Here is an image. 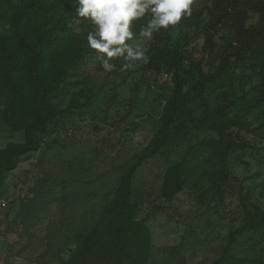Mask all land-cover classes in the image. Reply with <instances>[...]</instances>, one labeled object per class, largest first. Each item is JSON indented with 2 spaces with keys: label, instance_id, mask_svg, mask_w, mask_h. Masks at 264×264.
Wrapping results in <instances>:
<instances>
[{
  "label": "trees",
  "instance_id": "16d2710c",
  "mask_svg": "<svg viewBox=\"0 0 264 264\" xmlns=\"http://www.w3.org/2000/svg\"><path fill=\"white\" fill-rule=\"evenodd\" d=\"M74 2L0 0L3 114L5 119H12L13 125L16 122L25 130L23 142H8L0 147V190L9 173L24 158L41 149L53 124L79 108L94 114L92 108L116 99L124 82L118 78L123 75L120 69L125 61L113 58L117 70L109 73L115 77L111 88L98 85L97 76L104 70L95 50L87 45L92 25L77 16ZM191 8V16L182 17L176 26L161 29L149 43L150 59L143 63V72L156 76L155 79L167 78L169 82L158 85L164 106L155 134L143 148L125 153L114 164L118 185L108 193L110 199L104 208L105 214L119 213L123 219L109 235L116 251L113 264H124L135 248L150 245L146 221L163 210V206L155 205L138 219L142 196L135 191L134 178L146 160L168 145L185 140L193 129L223 131L218 119L227 128L252 133L264 141V0H209L201 8ZM148 18L135 21L133 32L138 34ZM78 20L81 23L76 25ZM174 28L181 29L176 40L172 36ZM224 29L230 30L235 38L220 43L217 37ZM200 39L202 44L198 42ZM68 85L79 89L72 94L67 107L59 109L53 101ZM138 88L139 84L132 98ZM213 94L221 96L216 109H211L208 100V95ZM194 101H199L202 108L199 116L191 108ZM229 111L231 118H227ZM139 125L131 122L128 133L136 132ZM248 148L245 141L224 140L219 153L221 168L202 195L213 188L220 192L231 186L228 158L231 153ZM187 171L184 160L166 169L161 185L165 200L172 201L183 190ZM262 230L264 209L254 208L247 194L240 195V223L229 231L222 253L213 264H259V259L235 255L233 248L242 236ZM99 239L92 237L91 243L95 245Z\"/></svg>",
  "mask_w": 264,
  "mask_h": 264
},
{
  "label": "rangeland",
  "instance_id": "374dc122",
  "mask_svg": "<svg viewBox=\"0 0 264 264\" xmlns=\"http://www.w3.org/2000/svg\"><path fill=\"white\" fill-rule=\"evenodd\" d=\"M206 3L209 0H193L192 7L201 8ZM80 23L78 20L76 25ZM180 33V28H174L173 39ZM234 38L224 29L217 41ZM198 42L202 44V39ZM142 66L143 62H136L124 68L118 78L124 82L116 99L92 108L94 114L79 108L53 124L41 149L9 173L0 191L10 199L4 216H12V227L18 228V242L12 245V253L18 255L15 264H113L116 251L109 235L123 220L122 214L104 212L108 193L118 185L114 164L125 153L143 148L155 134L164 106L158 85L169 82L144 73ZM113 80L109 73L97 76L98 85L107 90ZM137 84V94L132 98ZM78 89L68 85L54 104L66 108ZM3 99L0 95V147L25 140V130L4 118ZM208 100L211 109H216L221 96L208 95ZM191 108L198 116L202 113L199 101ZM231 117L229 111L227 118ZM134 121L140 125L136 132L128 133ZM218 121L223 131L193 129L185 140L168 145L137 170L134 188L142 196L138 219L155 205L163 206V210L146 221L150 245L135 248L124 264H213L229 231L240 223V195L247 194L254 208L264 209V141ZM227 139L245 141L249 148L239 149L228 158L231 186L220 192L213 188L202 195L217 177L220 149ZM180 160L188 166L184 187L167 201L161 196L163 176ZM98 236V242L91 243V238ZM28 249L32 254H26ZM86 249L90 250L85 253ZM233 253L264 264V230L242 236Z\"/></svg>",
  "mask_w": 264,
  "mask_h": 264
},
{
  "label": "clouds",
  "instance_id": "9594fccd",
  "mask_svg": "<svg viewBox=\"0 0 264 264\" xmlns=\"http://www.w3.org/2000/svg\"><path fill=\"white\" fill-rule=\"evenodd\" d=\"M193 0H75L77 16L91 22L87 45L95 50L105 73L117 70L113 58L126 61L120 70L136 62H149V42L155 33L178 25L182 17L191 16ZM147 19L138 34L135 21Z\"/></svg>",
  "mask_w": 264,
  "mask_h": 264
},
{
  "label": "crops",
  "instance_id": "0c3cea01",
  "mask_svg": "<svg viewBox=\"0 0 264 264\" xmlns=\"http://www.w3.org/2000/svg\"><path fill=\"white\" fill-rule=\"evenodd\" d=\"M6 210L0 211V225L4 232V238L0 240V264H15L14 258H17L18 255L12 253V245L18 242V228L12 227L13 224L15 225L12 216L5 218L4 212ZM25 252L26 254H32L30 249Z\"/></svg>",
  "mask_w": 264,
  "mask_h": 264
},
{
  "label": "built area",
  "instance_id": "2783aa9c",
  "mask_svg": "<svg viewBox=\"0 0 264 264\" xmlns=\"http://www.w3.org/2000/svg\"><path fill=\"white\" fill-rule=\"evenodd\" d=\"M9 206H10V199L7 196H5L2 192H0V211L8 209ZM3 238H4V232L0 225V240H2Z\"/></svg>",
  "mask_w": 264,
  "mask_h": 264
}]
</instances>
